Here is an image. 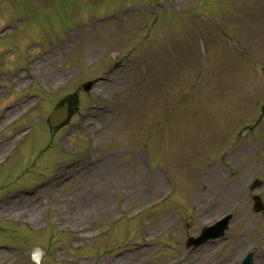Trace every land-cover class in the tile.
Returning <instances> with one entry per match:
<instances>
[{"label": "rangeland", "instance_id": "1", "mask_svg": "<svg viewBox=\"0 0 264 264\" xmlns=\"http://www.w3.org/2000/svg\"><path fill=\"white\" fill-rule=\"evenodd\" d=\"M43 49L27 74L17 71ZM124 58L111 83L83 93ZM0 76V108L25 99L32 79L49 96L44 110L18 109L0 127V142L19 134L6 128L15 118L27 128L0 163V202L39 193L0 214V264H211L185 240L229 212L230 245L219 253L263 256L264 210L253 212L248 185L259 179L264 204V0H0ZM72 95L70 121L50 130L49 114ZM92 105L103 108L95 134L83 126ZM87 154L94 166L64 170L72 178L57 189L42 186ZM167 176L176 190L160 202ZM100 188L108 215L94 196ZM142 231L159 245L132 252Z\"/></svg>", "mask_w": 264, "mask_h": 264}, {"label": "bare ground", "instance_id": "2", "mask_svg": "<svg viewBox=\"0 0 264 264\" xmlns=\"http://www.w3.org/2000/svg\"><path fill=\"white\" fill-rule=\"evenodd\" d=\"M12 145H13V142H11V141L5 143V144L0 148V156H2L3 154H6V153L10 150V148H11ZM212 172H213V171H212ZM156 182H157V184L160 185V186H161L162 183H163V182H162L161 180H159V179H157ZM216 183H217V176H214V177H213V175L210 174V180H209V182L207 183L208 192H210V191L212 190V188H213V190H214ZM56 185H57V187H59V186H60V181H58V182L56 183ZM104 189H105V188H102V189L100 188V189L96 190V193H94V196H95L96 198H97V196H98L99 194H101V195L103 196V197H101V198L98 199L97 206H98L99 208H101L100 210L104 213V215H108L109 208L106 207V205H107V204H106V196H107V193H106V192L104 193ZM135 192H139V188H138V187L135 188ZM213 193H214V192H213ZM25 199H29V198H28V197H24V196H19V197H8L7 199L1 201V202H0V205H1V206H0V214L3 215V214H6L7 212H9L10 210H12V208H13L14 205H15L14 202H16V200H25ZM13 201H14V202H13ZM79 206H80V205H79ZM79 206H78L77 217L82 218V217L84 216V211H85V209H83V208H79ZM98 207H97V208H98ZM102 209H104V211H103ZM5 211H7V212H5ZM14 213H15V211H14ZM36 213H37V206L34 207V212L31 213L32 218H33V216H34ZM29 216H30V215H29ZM33 220H35V219H33ZM0 256H2V254H0Z\"/></svg>", "mask_w": 264, "mask_h": 264}]
</instances>
